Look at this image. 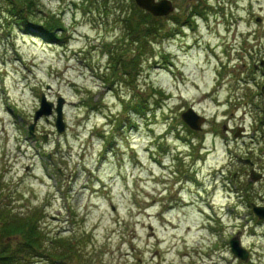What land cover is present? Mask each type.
<instances>
[{"label":"rangeland","instance_id":"rangeland-1","mask_svg":"<svg viewBox=\"0 0 264 264\" xmlns=\"http://www.w3.org/2000/svg\"><path fill=\"white\" fill-rule=\"evenodd\" d=\"M199 1L171 0L175 12L157 18L135 0H0V205L37 215L42 248L60 252L32 264H243L229 248L237 235L264 264V222L248 204L264 207V177L243 165L264 175V77L253 67L264 0ZM10 2L31 23L7 20ZM139 14L149 22L138 29L156 31L138 41L124 21ZM177 29L186 37H168ZM152 90L170 99L151 101ZM43 94L63 100L66 130L52 115L29 140ZM190 108L206 118L198 135L181 121ZM59 237L74 251L47 241Z\"/></svg>","mask_w":264,"mask_h":264},{"label":"trees","instance_id":"trees-1","mask_svg":"<svg viewBox=\"0 0 264 264\" xmlns=\"http://www.w3.org/2000/svg\"><path fill=\"white\" fill-rule=\"evenodd\" d=\"M10 5L11 9L9 10L8 14L10 15V17H16L19 21L17 22L18 24L21 23L28 25L29 23H31L30 18L24 15L22 9L19 6V2L17 4L10 2ZM4 12L7 13L5 9ZM5 17L9 18L8 16ZM148 21L149 19L147 18V16H140L139 14L138 18L133 17L129 20L126 19L124 21V24H126L124 25V28L127 31L128 35L132 36L133 39H139V37L143 38L146 35H150L151 28L154 27V25L151 26L149 29L139 30L138 24L144 23L146 25ZM55 23L59 26L58 21ZM136 66L137 64H135L134 67L135 73ZM155 92L157 91L155 90ZM5 207L6 208L0 205V210L2 211H0V217L2 219V221H0V264H32L31 261L37 254L38 250L42 248L44 239L42 234L39 232V227L37 223L38 216L33 214V216H24V218H22L23 215L19 214L18 218L12 217L7 212L9 207ZM11 218L13 219L11 220ZM10 234H12L13 236ZM15 235L19 236L20 239L14 237ZM47 241H52L53 243L62 242L60 238H58V240L47 239ZM59 247L60 246H58V248ZM73 251L74 249L72 247L68 249L66 248V252H69V254ZM56 252L57 250H53V252H50L47 247L43 249L44 255H53L54 257H56V255H59V253Z\"/></svg>","mask_w":264,"mask_h":264},{"label":"water","instance_id":"water-1","mask_svg":"<svg viewBox=\"0 0 264 264\" xmlns=\"http://www.w3.org/2000/svg\"><path fill=\"white\" fill-rule=\"evenodd\" d=\"M136 4L143 10L147 11L148 13H151L154 16H166L168 15L171 11L172 8L170 4L167 1H162L160 3H155L154 0H135ZM43 104L41 109L36 113V116L34 118V125L31 126L30 131L33 133L34 126L38 119L42 116H49L52 113V105L46 103L45 99L43 98ZM56 113H57V120H56V129L59 133H62L64 131V123L62 120V102L59 101V104L57 105L56 108ZM183 118L193 126L194 124L197 126H200L201 123L204 122L203 119L201 118H196L194 114L191 112H188L183 116ZM200 128L197 127V130ZM255 213L258 215L260 219H264V208H256ZM232 247L234 253L237 255L238 254V244L237 242H232ZM244 257V256H243Z\"/></svg>","mask_w":264,"mask_h":264},{"label":"bare ground","instance_id":"bare-ground-1","mask_svg":"<svg viewBox=\"0 0 264 264\" xmlns=\"http://www.w3.org/2000/svg\"><path fill=\"white\" fill-rule=\"evenodd\" d=\"M153 92H154V95H152L151 96V101H153V100H156V95L155 94H157V92H155V90H152ZM144 101H145V99H144ZM157 101V100H156ZM145 102H147V100L145 101ZM181 121L183 122V123H185L186 122V120L184 119V118H181Z\"/></svg>","mask_w":264,"mask_h":264},{"label":"flooded vegetation","instance_id":"flooded-vegetation-1","mask_svg":"<svg viewBox=\"0 0 264 264\" xmlns=\"http://www.w3.org/2000/svg\"><path fill=\"white\" fill-rule=\"evenodd\" d=\"M264 67V66H263Z\"/></svg>","mask_w":264,"mask_h":264}]
</instances>
